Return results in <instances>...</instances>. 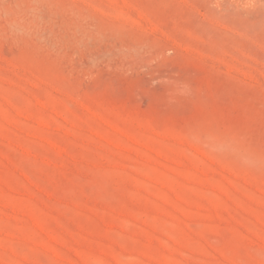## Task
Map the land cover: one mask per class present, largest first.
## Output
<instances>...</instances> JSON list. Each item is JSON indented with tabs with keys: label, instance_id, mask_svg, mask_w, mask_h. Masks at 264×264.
<instances>
[{
	"label": "rangeland",
	"instance_id": "obj_1",
	"mask_svg": "<svg viewBox=\"0 0 264 264\" xmlns=\"http://www.w3.org/2000/svg\"><path fill=\"white\" fill-rule=\"evenodd\" d=\"M0 264H264V0H0Z\"/></svg>",
	"mask_w": 264,
	"mask_h": 264
}]
</instances>
